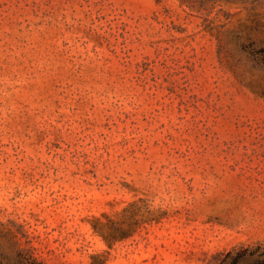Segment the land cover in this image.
Listing matches in <instances>:
<instances>
[{
    "label": "rangeland",
    "instance_id": "374dc122",
    "mask_svg": "<svg viewBox=\"0 0 264 264\" xmlns=\"http://www.w3.org/2000/svg\"><path fill=\"white\" fill-rule=\"evenodd\" d=\"M258 246L264 0H0V264Z\"/></svg>",
    "mask_w": 264,
    "mask_h": 264
},
{
    "label": "trees",
    "instance_id": "16d2710c",
    "mask_svg": "<svg viewBox=\"0 0 264 264\" xmlns=\"http://www.w3.org/2000/svg\"><path fill=\"white\" fill-rule=\"evenodd\" d=\"M227 254L232 257V264H237L246 259L248 264H264V249L259 246L252 249L242 247L236 251H229Z\"/></svg>",
    "mask_w": 264,
    "mask_h": 264
}]
</instances>
